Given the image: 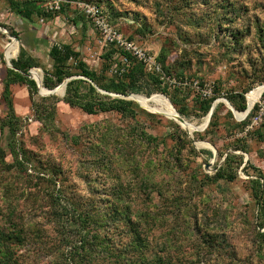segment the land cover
Masks as SVG:
<instances>
[{"label": "rangeland", "instance_id": "obj_1", "mask_svg": "<svg viewBox=\"0 0 264 264\" xmlns=\"http://www.w3.org/2000/svg\"><path fill=\"white\" fill-rule=\"evenodd\" d=\"M82 1L103 7L112 24L172 76L213 86L215 115L203 123L212 96L161 85L149 72L137 73L133 99L127 95L136 92L108 93L132 101L135 114H88L61 100V88L42 94L26 83H12L7 96L12 60L30 57L35 66L29 71L43 82L45 72H54L49 52L55 44L80 52L102 85L129 82L114 71L121 64L115 49L73 8L25 18L11 0H0V26L20 39L18 53L8 57L16 42L0 30V130L10 98L17 149L27 156L24 165L8 170L5 164L14 162L9 128L0 131L6 152L5 163L0 159V232L10 231L9 217L24 230L21 244L8 243L9 264H75L70 251L79 237L58 223L54 199L68 206L65 217L77 212L98 219L90 225L93 251L76 264H264V170L256 165L264 159V126L245 133L251 119L236 122L223 102L233 107L230 101L264 84V0ZM68 66L76 71L74 60ZM154 97L171 102L197 129L189 133ZM211 146L218 152L214 161ZM218 169L223 178L210 180ZM127 214L136 224L126 222Z\"/></svg>", "mask_w": 264, "mask_h": 264}, {"label": "trees", "instance_id": "obj_2", "mask_svg": "<svg viewBox=\"0 0 264 264\" xmlns=\"http://www.w3.org/2000/svg\"><path fill=\"white\" fill-rule=\"evenodd\" d=\"M11 5L16 10V12L25 18H31L34 12L40 14L41 17H51V15L44 13L39 4L37 2H30V1H15L11 0ZM7 28L6 26H3ZM12 35L17 37L18 34L14 31H11ZM115 49V48H114ZM51 58L53 59L54 65V72L49 73L45 72L43 85L46 88L53 89L58 85L62 84L67 78L73 77L66 86V94L63 100L65 103L69 104L72 107H80L88 114H98L103 112H111L116 111L119 113H131L135 114V110L131 107L133 104L132 101L124 100L121 98H115L108 94L101 93L94 85H96L99 89L106 91L108 93H113L117 95L126 96L130 91L136 93L130 94H138L136 89L131 88L135 87L136 75L137 73L141 72L143 74H147L145 68L142 63L137 61L132 56L128 55L124 52H119L115 49L114 54H118L121 56H126L128 58L129 65L125 66V71L117 75H121L120 78L127 77L128 84L124 82V80L118 79H111L110 82L104 86L99 83V78L96 72L89 68L88 64L80 58V52L74 50L71 45L68 44H55L51 47L49 52ZM13 58V57H12ZM10 58V60L12 59ZM74 60L76 71L73 72L71 68L68 66L69 61ZM160 62V61H159ZM162 64V62H160ZM12 65L14 68L8 69V77L5 82L6 94L7 96L10 94L9 89L12 83H26L31 92L37 91V84L34 80L29 79L24 74H27L31 68L35 65L31 61L30 57H25L23 55L19 56L16 60H12ZM117 65V64H115ZM114 65V66H115ZM113 66V67H114ZM117 67L121 68L122 64H118ZM163 70L171 75V72L164 68V64H162ZM151 75L155 76V80L158 81L159 84H163V82L154 74ZM75 76L81 77L76 78ZM117 76V77H118ZM182 78L181 76H179ZM83 78V79H82ZM87 79V80H86ZM203 86V84H201ZM43 87V86H42ZM166 87V86H163ZM46 88H42L43 90H47ZM84 89V92L82 90ZM59 90V89H58ZM175 90H179V88H175ZM181 90V89H180ZM48 91V90H47ZM246 92L243 96L236 102H232L233 107L238 112H243L246 110V95L250 92ZM165 92V89L164 91ZM63 90L61 91L60 95H62ZM161 94V93H160ZM215 95V94H214ZM214 95L209 99L206 100L208 102L205 103L206 107H204V112L206 114L209 113L210 109L212 108V102L214 100ZM165 96V95H164ZM243 99V100H241ZM60 99L56 98L55 104H53L52 109L55 111L57 103ZM166 101V100H165ZM167 102V101H166ZM168 103V102H167ZM169 104V103H168ZM170 105V104H169ZM8 108L10 109V114L7 117L6 122H4L1 128V133H3L5 127L8 126L9 128V147L11 148V154L14 156V162L10 164H5L8 170L14 169L17 166L24 165L27 156L23 152V150L17 149V140L15 135L17 133V126L15 120L13 119L14 115V106L10 98H8ZM181 113V112H180ZM182 114V113H181ZM215 114H212V118ZM252 114L250 113L248 118L251 119ZM246 122V121H245ZM211 124V123H210ZM0 159L5 163L6 159V152L3 148H0ZM223 178V172L221 169H218L215 175L210 178V180H217ZM59 196H57V199ZM53 205V212L56 215L55 217L58 218V223H62V226L66 228H72V230L76 231V234L79 237V241L77 245L74 244L72 246V251H70V260L75 264L81 257H85L86 254L92 253L93 247L90 244V225L98 223V219L93 214H85L82 213H74L72 214V218L65 217L62 211H64L68 206L62 205L56 199H54ZM119 212V211H117ZM126 222L130 224H136L131 219L130 215H125ZM10 231L0 232V264H9L12 261V249L8 246L9 242L16 241L18 244H21L24 241V230L21 226V222L17 221L12 217L8 218ZM136 233V232H135ZM81 264V263H79Z\"/></svg>", "mask_w": 264, "mask_h": 264}, {"label": "built area", "instance_id": "obj_3", "mask_svg": "<svg viewBox=\"0 0 264 264\" xmlns=\"http://www.w3.org/2000/svg\"><path fill=\"white\" fill-rule=\"evenodd\" d=\"M26 1L37 2L44 13L54 16L55 14L64 11V7L73 8L77 11L78 14L85 16L92 23L94 28L99 32L104 44L110 45L119 52L127 53L128 55L135 58L137 61L143 64L146 72L156 75L163 82V85H168L169 88L174 89L191 88L196 90L199 94L206 98L212 96L214 90L213 86L204 87L196 80H188L187 78L181 79L166 74V72L163 70L162 64L157 61V56L151 55L136 41L130 39L116 26H114L104 8L99 6L98 4L82 0ZM120 59L122 67L118 68L117 65H115L114 68V71L118 74L124 72V67L129 65L128 58L126 56H121ZM250 113L252 114L251 123L246 126L245 133L253 130L255 127L260 128L264 126V92L257 97L248 115ZM234 115L236 117L235 113ZM248 115H245L241 118L236 117V119L239 122H244L246 121Z\"/></svg>", "mask_w": 264, "mask_h": 264}, {"label": "bare ground", "instance_id": "obj_4", "mask_svg": "<svg viewBox=\"0 0 264 264\" xmlns=\"http://www.w3.org/2000/svg\"><path fill=\"white\" fill-rule=\"evenodd\" d=\"M5 33V32H4ZM16 42V41H15ZM18 48H19V45H18V42H16V48H15V51L13 54H8V57H14L17 53H18ZM8 60V59H7ZM39 81H41V78L39 79ZM63 89L60 90V92L62 91ZM264 92V84L260 87H257L255 88L253 91H251L248 95V105H249V108L251 109L255 100L257 99V97L262 94ZM132 97V96H131ZM133 99V97H132ZM151 100V99H150ZM152 101H155L157 103H161L163 104L169 111H170V114H171V117L178 121V114L177 112L169 105L167 104L166 102H164L163 100L159 99V98H152ZM223 102H225V104L229 107V109H231L230 107V104L228 103L227 100H223ZM234 112L239 115V116H245L246 114V111H241V112H238V111H235ZM183 117V116H182ZM209 120V116H206L203 120V123H206L207 121ZM179 124L181 126H183L189 133H192L193 131H195V129H197L195 127V124H192L190 123L189 121L185 120L184 122H180L179 121Z\"/></svg>", "mask_w": 264, "mask_h": 264}, {"label": "water", "instance_id": "obj_5", "mask_svg": "<svg viewBox=\"0 0 264 264\" xmlns=\"http://www.w3.org/2000/svg\"><path fill=\"white\" fill-rule=\"evenodd\" d=\"M0 30L1 31H4L6 34H8V36L10 37V38H12L13 40H15L16 42H19V44H20V39L18 38V37H13L10 33H8L7 31H6V29H4V28H2L1 26H0ZM11 65V68H14L13 67V65L12 64H10ZM31 74V75H30ZM26 76H29L30 78H32V79H35L36 80V82H37V85H38V89H39V91L42 93V94H54V93H57L58 92V89H63V93L62 94H65V92H66V86H67V84H68V82L73 78V77H71V78H67L62 84H60L57 88H55L54 90H48V92H43V91H41V89L42 88H44V87H42V84H43V82L42 81H39V80H37L33 75H32V71H29L28 72V74H25ZM101 93H104V94H108V92H106V91H103V90H101V89H99L96 85H94ZM117 96H122V95H117ZM132 94H128L127 95V97L128 98H130V99H132ZM170 102V101H169ZM229 103V102H228ZM170 104L172 105V103L170 102ZM230 104V103H229ZM247 104H248V101H247ZM215 105L216 104H214L213 106H212V108L210 109V111H209V113L207 114V116H209V121H208V124H209V122H210V119H211V117H212V114H213V112H214V108H215ZM173 106V105H172ZM230 107H231V110H232V112H234V108L230 105ZM174 110H176L175 108H174ZM250 108H249V105H247V108H246V114L245 115H248V113L250 112ZM237 111V110H236ZM177 112V111H176ZM177 114L179 115L178 116V121L177 122H184L185 121V119L182 117V116H180V114L177 112ZM208 126V125H207ZM205 129V128H204ZM191 135V138L192 139H194L193 138V135L192 134H190ZM195 143H196V141H194ZM212 147V151H213V154H214V159H213V161L214 160H216V158H217V156H218V152H217V150L213 147V146H211ZM211 164H208V166H210Z\"/></svg>", "mask_w": 264, "mask_h": 264}, {"label": "crops", "instance_id": "obj_6", "mask_svg": "<svg viewBox=\"0 0 264 264\" xmlns=\"http://www.w3.org/2000/svg\"><path fill=\"white\" fill-rule=\"evenodd\" d=\"M234 113V112H233ZM236 118V117H235ZM236 122H238V123H243V122H239V121H237V119H236ZM245 122V121H244ZM248 156V155H247ZM256 165H258V167L260 168V169H263L264 170V159H262V160H258V161H256Z\"/></svg>", "mask_w": 264, "mask_h": 264}]
</instances>
